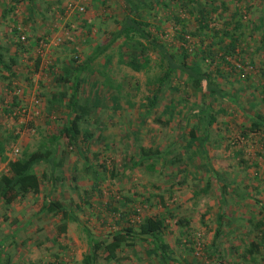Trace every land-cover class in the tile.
Returning a JSON list of instances; mask_svg holds the SVG:
<instances>
[{"label": "rangeland", "instance_id": "rangeland-1", "mask_svg": "<svg viewBox=\"0 0 264 264\" xmlns=\"http://www.w3.org/2000/svg\"><path fill=\"white\" fill-rule=\"evenodd\" d=\"M196 1L207 5L212 0ZM213 1L216 9L207 17L206 30L198 29L197 14L191 18L184 15V23L189 31L186 33L187 46L198 51L223 37L226 43L227 35L224 33L233 28L231 13L239 8L244 36L247 37L251 30H256L253 32V39L246 38L250 40V47L245 52L253 54L264 29L260 25L261 20H264V0ZM180 2L181 0L172 10L177 9ZM172 4L173 2L171 8ZM124 9L122 0H0V46L4 47L0 53H3L5 61L10 55H17V63L12 68L16 77L10 87L6 81L1 80L7 72L0 65V125L18 134L17 138H10L5 144L4 155L9 159L18 158L23 148L35 149L45 133L60 129L63 124L61 120L55 122L58 115L55 111H46V99L61 89L59 85H65L56 82L60 64L55 63V60L60 58L63 62L77 55V63L83 62L96 45L105 43L111 37L109 34L118 29L115 21L122 19ZM170 10H159L161 12L157 16L152 13L146 16L149 22H162ZM180 17L183 15L180 14ZM180 28L181 24H174L173 20L161 24L162 32L158 33L159 37L170 50L180 45L177 38ZM36 36L41 38L37 45L32 46L31 42ZM123 41L122 38L116 40L92 62L91 75L83 74L85 83L94 76L97 91L106 92L109 89L121 96L129 93L127 98H120L121 108H126L128 102L136 105L128 111L124 110L123 114L112 113L115 123L104 124L108 130L104 133L103 140L93 143L87 153V159L94 165L105 163L108 168L114 165L116 176H107L104 182L94 187L93 174L84 172L83 147L78 153L74 150L64 156L63 165L54 172L55 177L62 176V179L54 183L48 178L42 179L39 194H29L9 206L0 203V264H81L83 255L89 250L84 229L87 228L97 240H110L111 235L121 228L117 224L119 213H112L111 208L119 206L122 209L119 202L124 201L123 196L131 200L127 202L129 206L141 209L140 215H155L165 212L154 196L162 194L167 208L178 217H186L189 224L185 228L178 225L176 220H167L168 229L162 235L172 251L167 262L159 259L152 241L135 238L130 239L133 241L132 246L118 252L117 257L123 258L117 262L111 261L112 264H219L217 259L235 264L242 262L240 255L244 246L258 234L257 230H251V235L245 236L251 224L259 221L263 215L264 127L259 134L242 137L238 126L246 124L243 109L255 112L256 107L250 110L249 102L255 101L264 117V78L248 69L247 72L251 73L248 80L244 81L229 74V67L222 66L224 79L215 78L224 94L221 101L213 103L214 110L218 112L215 123L209 129L207 155L200 160L198 146L184 148L182 153L183 148L178 144L174 145L182 156L178 167L186 168L191 173L190 176H184L183 185H176L177 179H173L171 175L175 168L168 165V160L164 164L157 162V171L146 169L145 166L152 163L151 160H146L141 166H131V162L138 158V146H148L150 142L157 144L161 140L163 143L159 150L162 151V148L171 143L172 134L177 129L174 124L176 120L171 121V130L158 129L152 123L153 115L148 114L147 118L142 116L144 110L137 105L145 102L153 86L149 82L160 76L162 69L155 54L150 56L149 64L141 71H134L123 64ZM17 45L24 50L20 51L18 48L15 51ZM211 47L217 50V46ZM253 55L256 65L264 62V49H259ZM36 58H40V65L38 71L34 72ZM227 59L234 62L231 57ZM235 64L240 65L237 62ZM213 66L203 64L205 70H211L215 75ZM132 81L137 82L138 88L133 87L132 90L129 87L134 85ZM169 89L164 88L163 98L168 95ZM184 89L182 86L177 90L179 94L174 93L176 99L179 96L186 97ZM39 93L42 95L38 96ZM13 95L21 101L19 114L17 111L3 114L2 107L10 104ZM233 96L239 97L235 101ZM198 102L196 96L188 97L186 105L190 111H195ZM222 109L227 112L224 113ZM15 114L18 117H14ZM229 120L232 122L227 130L223 123L226 124ZM28 121H32V128L26 125ZM22 124L26 126L20 129L19 125ZM81 127L85 128L86 125ZM88 128L97 129L94 137L101 130L94 123H90ZM131 129L137 131V136H129L128 131ZM79 146L82 147L81 144ZM239 151H242V156L238 154ZM92 152L98 154V160L91 158ZM60 158L59 153L57 159ZM199 163L207 164L208 169L198 168ZM5 171L6 164L0 161V174ZM43 171L49 172L45 164L36 166L39 175ZM213 173L224 176L217 179ZM73 176L76 180L72 179ZM207 181L210 186L206 192H202ZM171 184L175 186L170 188ZM223 187L226 190L228 188V193L222 195L221 199ZM86 194L90 197V206L81 202V208L74 207L72 210L71 207L76 221L68 223L65 233L57 234L56 226L62 223V214L41 212L43 203L46 199L60 201L70 210L69 204L76 205L83 197H87ZM121 223L126 225L125 222ZM54 254H58V261ZM261 257L256 256L255 261H248L247 264H264V257ZM103 263L102 259L97 262Z\"/></svg>", "mask_w": 264, "mask_h": 264}, {"label": "trees", "instance_id": "trees-1", "mask_svg": "<svg viewBox=\"0 0 264 264\" xmlns=\"http://www.w3.org/2000/svg\"><path fill=\"white\" fill-rule=\"evenodd\" d=\"M15 1V0H14ZM32 1V0H29ZM125 6L124 15L121 20H116L115 25L118 29L113 33H110L108 40L105 43L96 45L92 50L91 55L87 57L83 62L78 61V56L61 62L60 58L55 60V63L60 64V74L56 78V82L61 89L52 93L50 98L46 99V111H55L58 115L56 121H63L60 129L55 131H48L41 139L39 145L33 150L23 148L21 155L16 159H9L5 152V144L10 138H17L18 134H14L13 131H8L0 125V161L5 162L6 171L0 174V203L4 206H9L16 200H23L29 194L37 195L41 190L42 179L48 178L52 182L59 181L61 177H55L54 172L59 170L63 165L64 156L72 151L76 153L83 151L82 157L84 172L93 174L94 187L105 181L107 176L113 178L116 176L114 170L115 167H107L105 163H97L96 165L89 162L87 159V153L90 151V146L93 143H97L103 140L104 133L108 129L104 127V124L115 123L114 117L111 114H118L124 110H129L136 105L129 103L126 108H121L119 102L120 98L125 96L127 98L129 93H125L123 96L118 92H110L109 89L105 91H97L95 88L94 76H91L89 81L84 79V73L91 75L92 62L105 50H107L111 44L116 40L122 38L124 47V61L123 64L128 66L134 71H141L150 62V56L155 54L159 58L162 74L155 79H152L149 83L153 85L150 89V94L146 96L145 102L141 105H137L138 108L144 110L142 116L145 118L153 115L152 123L158 129H170L172 125L171 121L176 120L174 123L176 131L172 134V141L170 144L159 150V146H162V141L159 143H149L148 146H138V158L131 162L132 168L143 165L146 160H151L152 163L147 164L146 169L157 171L156 163L161 161L162 164L169 161L168 165L174 167L175 170L171 172L173 179H177L176 185H183L185 183L184 176H190V172L186 168H179L182 156L174 148V145L178 144L184 153V148H191V146H198L199 158L202 160L207 155L206 143L209 138V129L215 123L216 114L218 110H214L213 103H218L222 100L224 91L218 86V81L215 77L224 79L222 66H227L230 69L229 74L244 81L248 80V75L252 73H258V76L264 78V62H254V55L259 49H264V29L260 34L257 44L253 49V54H247L245 51L250 47L248 39H253L256 30H251L247 37L244 36L243 22L241 20L242 13L239 8H235L231 13L233 21V28L229 31H225L227 35V42L225 43V37L217 39V42L206 45L198 51H193L187 46L186 40V25L184 21V15L188 17H194L198 15V29H208L207 17L215 12L214 1H210L207 5H201L196 0H181L177 9L172 10L179 0H122ZM171 2L172 8H171ZM196 4V7L194 5ZM224 7L223 3L221 4ZM78 8V7H77ZM171 8V10H170ZM224 9V8H223ZM168 11L169 15L166 16L162 22H168L173 20L174 24H181L182 28L178 32L177 38L180 45L176 49L170 50L158 34L161 31L162 22H149L147 14L152 13L154 16L160 14L161 11ZM77 12V11H76ZM80 13V12H79ZM180 14L183 17H180ZM153 20V19H152ZM260 25L264 26V20L262 19ZM260 26V28H261ZM254 28V27H253ZM15 30V29H14ZM157 32V33H156ZM229 32V33H228ZM16 33V32H15ZM217 33V32H216ZM39 38L37 37L31 42L32 46L37 45ZM25 39V38H24ZM211 46H217V50ZM0 46V51L2 50ZM20 48V51L24 50L20 45H17L15 51ZM219 55V57H217ZM234 59V62L229 61L227 58ZM208 60V61H207ZM237 62L240 65H236ZM17 63V55H10L5 61L3 53H0V65L2 69L7 72V75L2 77V81L7 82V86L13 85V78L16 77L13 66ZM204 65H214V75L211 70H205ZM40 65V58H36L34 63V72L38 71ZM250 70L247 72V70ZM134 85H129L132 90L138 88L136 81H132ZM70 85H67V84ZM90 83V85H89ZM132 84V83H131ZM251 85V84H249ZM185 87V98L180 97L176 99L174 93H178V89ZM169 87L168 95L163 98L164 88ZM250 87V86H249ZM85 88V89H83ZM246 89V88H242ZM256 89V88H254ZM131 91V89H128ZM247 90V89H246ZM118 91V90H117ZM180 91V90H179ZM42 94H38L40 96ZM198 98V106L195 111H190L186 103L188 97ZM239 96H233L232 99L236 101ZM161 100V101H160ZM21 105L20 99L13 95L10 104L6 107H2L1 112L3 114H12L16 112L19 114ZM248 106L250 110L255 108L254 113L246 112L245 119L246 124L238 126L239 135L242 137H248L249 134H259L258 132L264 127V117L260 113V108L257 107L255 101L249 102ZM158 111V112H157ZM225 113L226 109H222ZM105 113V114H104ZM159 113V115H157ZM64 114V115H62ZM104 114V116H103ZM113 115V114H112ZM167 116L163 118L162 116ZM14 117H18L17 114ZM231 120L224 126L230 125ZM94 123L97 127H101L100 132L94 137L97 129H89L88 125ZM28 127L32 128V121H28ZM25 124L19 125L20 129L26 126ZM81 125H86L82 128ZM171 130V129H170ZM228 130V127H227ZM122 131V129H119ZM7 132V134H4ZM136 130H129V136L132 138L137 136ZM156 133V137H157ZM153 138V137H152ZM185 142L182 143V141ZM136 141V140H135ZM79 144L82 145L79 146ZM182 144V145H181ZM106 146V145H105ZM183 146V147H182ZM61 154V158H58V154ZM242 156V151L238 153ZM94 160H98V154L92 152ZM190 161V159H188ZM243 161V160H242ZM45 164L49 172L43 171L40 175L36 172V166ZM198 168L208 169L207 164L199 163ZM180 174H183L181 177ZM215 178H221L222 174L213 173ZM72 179L76 180L73 176ZM175 184H171L175 186ZM210 183L207 181L205 188L201 190L206 192ZM155 189L156 187L153 186ZM170 190V189H169ZM92 191V189H91ZM168 191V190H167ZM93 192V191H92ZM228 193V188L223 187L220 198L222 195ZM87 195V194H86ZM157 198V203L165 209L164 213H158L155 215H148L142 213L141 209H137L134 205L129 206L127 202L131 200L123 196L124 201H120L119 206H113L111 208L112 213H119L117 218V224L121 227L118 231L114 232L110 240L104 239L97 240L92 237L87 228L85 232L88 237L89 250L85 253L81 259V264H97L99 259L104 261L103 264H112L111 261H118L122 258L117 257L118 252L124 248L132 246L133 241L138 238L139 240L149 239L154 243L155 250L158 252V257L165 262L168 261L170 253H172L169 245L162 239L165 230L168 229L167 220H176V223L182 227H188L189 220L186 217H178L174 215L165 205L166 199L162 194H154ZM89 196L83 197L82 201L72 206L70 203V210L66 209L60 201L46 199L42 205L41 212L47 214L56 215L62 214V223L56 226L57 234L65 233L68 223L76 221V217L72 210L74 207L81 208V202L86 206L89 205ZM72 207V210H71ZM261 212L263 215L259 221L251 224L250 230L245 234L251 235L254 230L258 231L257 235L253 236L252 240H249L243 248L240 255L242 262L235 264H247L248 261H255L256 256L264 257V206L262 205ZM137 217V218H136ZM222 215H220V218ZM125 222V226L123 223ZM249 222H253L249 220ZM253 230V231H251ZM124 246V247H123ZM263 253V254H262ZM262 254V255H261ZM220 256V255H219ZM56 261H58V254H54ZM221 257V256H220ZM219 257V258H220ZM219 264H227L223 259H217ZM52 264V263H49ZM234 264V263H232Z\"/></svg>", "mask_w": 264, "mask_h": 264}]
</instances>
